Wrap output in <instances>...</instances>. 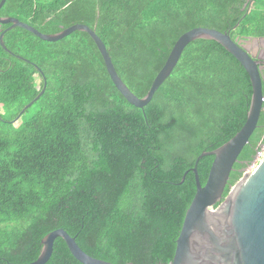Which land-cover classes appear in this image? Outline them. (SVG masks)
<instances>
[{"label": "trees", "instance_id": "1", "mask_svg": "<svg viewBox=\"0 0 264 264\" xmlns=\"http://www.w3.org/2000/svg\"><path fill=\"white\" fill-rule=\"evenodd\" d=\"M0 17L44 34L88 26L138 98L192 28L232 40L264 37V0H5ZM3 43L28 62L0 47V264L34 261L55 229L112 264H168L195 192L196 157L245 121L251 84L242 66L218 43L195 40L139 109L115 89L84 32L46 42L16 27ZM44 81L42 95L12 123ZM263 143L262 109L223 198ZM212 159L196 164L201 185ZM45 264L80 263L57 238Z\"/></svg>", "mask_w": 264, "mask_h": 264}, {"label": "water", "instance_id": "2", "mask_svg": "<svg viewBox=\"0 0 264 264\" xmlns=\"http://www.w3.org/2000/svg\"><path fill=\"white\" fill-rule=\"evenodd\" d=\"M4 2L5 0H0V8ZM1 25L8 26L0 33V47L25 62L28 61L6 48L3 43L5 32L19 27L46 42H56L74 31L88 34L101 55L115 89L130 105L139 109L150 102L155 91L171 74L189 43L199 39L212 40L231 54L242 66L251 84L246 118L240 129L225 143L211 151H203L196 157L194 166L190 169L194 174L195 192L184 213L175 240L174 254L168 264H264V153L260 154L261 147L251 163L259 160L257 165L250 172L245 168L242 177L229 186V191L223 198L232 167L256 128L260 111L264 110L261 84V72L264 70V37L232 40L226 32L205 27L192 28L177 38L146 94L138 98L119 78L104 44L88 26L77 23L57 33L44 34L13 17H0ZM36 69L41 74L40 70ZM45 85L44 81L40 92L20 110L12 123L42 95ZM206 156H212L213 159L205 183L201 185L196 164ZM187 172L185 171L179 184L183 182ZM57 238L62 239L70 255L80 264H112L86 254L77 245L75 238L62 229L52 230L41 238L40 252L34 261L6 264H45L52 255L53 243Z\"/></svg>", "mask_w": 264, "mask_h": 264}, {"label": "rangeland", "instance_id": "3", "mask_svg": "<svg viewBox=\"0 0 264 264\" xmlns=\"http://www.w3.org/2000/svg\"><path fill=\"white\" fill-rule=\"evenodd\" d=\"M36 82L38 83L39 82V79L36 78ZM262 147V146H261ZM264 152V151H263ZM259 161V160H258ZM258 161H255L253 164H250L248 167H247V172H250L254 169V167L257 165Z\"/></svg>", "mask_w": 264, "mask_h": 264}, {"label": "built area", "instance_id": "4", "mask_svg": "<svg viewBox=\"0 0 264 264\" xmlns=\"http://www.w3.org/2000/svg\"><path fill=\"white\" fill-rule=\"evenodd\" d=\"M260 150H261L260 154H261V153H264V152H263V151H264V143L262 144V147H261Z\"/></svg>", "mask_w": 264, "mask_h": 264}, {"label": "bare ground", "instance_id": "5", "mask_svg": "<svg viewBox=\"0 0 264 264\" xmlns=\"http://www.w3.org/2000/svg\"><path fill=\"white\" fill-rule=\"evenodd\" d=\"M262 146V145H261Z\"/></svg>", "mask_w": 264, "mask_h": 264}]
</instances>
